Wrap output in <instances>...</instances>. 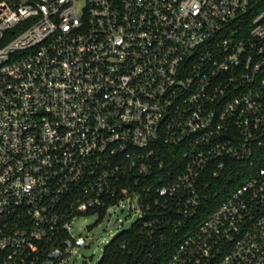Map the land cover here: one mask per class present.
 <instances>
[{"label": "built area", "instance_id": "built-area-1", "mask_svg": "<svg viewBox=\"0 0 264 264\" xmlns=\"http://www.w3.org/2000/svg\"><path fill=\"white\" fill-rule=\"evenodd\" d=\"M125 206L133 264H264V0H0V264Z\"/></svg>", "mask_w": 264, "mask_h": 264}, {"label": "rangeland", "instance_id": "rangeland-1", "mask_svg": "<svg viewBox=\"0 0 264 264\" xmlns=\"http://www.w3.org/2000/svg\"><path fill=\"white\" fill-rule=\"evenodd\" d=\"M135 219L134 212L126 206L112 210L102 219L96 214L77 216L71 223L72 232L85 239L88 246L81 249L76 264H97L108 242L127 230Z\"/></svg>", "mask_w": 264, "mask_h": 264}, {"label": "trees", "instance_id": "trees-1", "mask_svg": "<svg viewBox=\"0 0 264 264\" xmlns=\"http://www.w3.org/2000/svg\"><path fill=\"white\" fill-rule=\"evenodd\" d=\"M224 197V195L220 196V193H218V195L211 198H218V201H221ZM138 239L137 226H132L129 230L121 232L104 247L97 264H133L131 255L134 252L133 250L136 247ZM121 244H125L126 248L124 250H120Z\"/></svg>", "mask_w": 264, "mask_h": 264}]
</instances>
